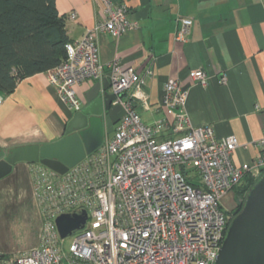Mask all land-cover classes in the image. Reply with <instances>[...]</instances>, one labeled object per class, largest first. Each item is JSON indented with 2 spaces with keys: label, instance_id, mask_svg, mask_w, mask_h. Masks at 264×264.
Here are the masks:
<instances>
[{
  "label": "built area",
  "instance_id": "2783aa9c",
  "mask_svg": "<svg viewBox=\"0 0 264 264\" xmlns=\"http://www.w3.org/2000/svg\"><path fill=\"white\" fill-rule=\"evenodd\" d=\"M98 2L105 18L66 45V59L47 78L79 113L84 103L78 87L102 82L110 73L113 104H121L125 114L112 135L106 134L95 152L65 174L34 166L41 246L0 259V264H214L230 223L231 193L246 178L264 174V139L257 143L261 151L253 162L237 164L236 136L220 139L212 127L191 126L188 91L178 79L163 85L164 116L144 123L135 110L137 101L148 109L144 79L118 60L103 64L99 48L100 35L118 40L137 24L124 0ZM69 18L78 19L75 12ZM192 25V18H180L175 40L186 43ZM188 76L195 85H209L202 68ZM3 103L0 95V108ZM82 210L88 214L86 226L69 236L72 241L64 249L66 238L61 239L56 219Z\"/></svg>",
  "mask_w": 264,
  "mask_h": 264
},
{
  "label": "crops",
  "instance_id": "0c3cea01",
  "mask_svg": "<svg viewBox=\"0 0 264 264\" xmlns=\"http://www.w3.org/2000/svg\"><path fill=\"white\" fill-rule=\"evenodd\" d=\"M124 1L137 28L118 40L100 35V58L103 64L118 60L133 67L144 79L148 109L135 102L143 122L152 124L164 116L163 85L178 79L188 91L191 126L212 127L220 139L236 136L235 162H253L261 151L257 143L264 139V0ZM56 6L66 17L70 41L82 39L105 18L98 0H56ZM72 12L76 21L69 18ZM182 17L193 19L186 43L175 40ZM198 68L210 77L207 87L193 84L188 76ZM96 83L78 87L83 103ZM76 114L50 85L47 73L29 77L4 96L0 150L54 143L67 135ZM36 165L41 164L17 163L0 180V256L41 246L43 219L33 182Z\"/></svg>",
  "mask_w": 264,
  "mask_h": 264
},
{
  "label": "water",
  "instance_id": "95a60500",
  "mask_svg": "<svg viewBox=\"0 0 264 264\" xmlns=\"http://www.w3.org/2000/svg\"><path fill=\"white\" fill-rule=\"evenodd\" d=\"M110 81L109 73L86 94L84 109L69 123L62 139L45 145L19 146L7 152L0 150V180L21 162L41 164L65 174L95 152L125 114L121 104H113L116 96L110 92ZM87 220L85 210L59 216L56 226L61 239L83 230ZM214 264H264V174L248 192L241 212L230 220Z\"/></svg>",
  "mask_w": 264,
  "mask_h": 264
},
{
  "label": "trees",
  "instance_id": "16d2710c",
  "mask_svg": "<svg viewBox=\"0 0 264 264\" xmlns=\"http://www.w3.org/2000/svg\"><path fill=\"white\" fill-rule=\"evenodd\" d=\"M69 42L56 0H0V95L9 96L21 81L59 66ZM256 181L246 178L233 190L238 206L228 213L229 221L241 212Z\"/></svg>",
  "mask_w": 264,
  "mask_h": 264
},
{
  "label": "rangeland",
  "instance_id": "374dc122",
  "mask_svg": "<svg viewBox=\"0 0 264 264\" xmlns=\"http://www.w3.org/2000/svg\"><path fill=\"white\" fill-rule=\"evenodd\" d=\"M110 135H112V134H110ZM196 181L199 182V179H197ZM236 201H237V198H236L235 194L234 193H231L230 198H229L228 203H227V206H228V208L231 211H236L237 206H238V204L236 203ZM71 241H72V238L71 237H67L64 240V246H63L64 249H66V247L71 243ZM16 255H18V254H16ZM14 256L15 255H12L11 257H14Z\"/></svg>",
  "mask_w": 264,
  "mask_h": 264
},
{
  "label": "flooded vegetation",
  "instance_id": "af4514ba",
  "mask_svg": "<svg viewBox=\"0 0 264 264\" xmlns=\"http://www.w3.org/2000/svg\"><path fill=\"white\" fill-rule=\"evenodd\" d=\"M238 201H236V203H237Z\"/></svg>",
  "mask_w": 264,
  "mask_h": 264
}]
</instances>
